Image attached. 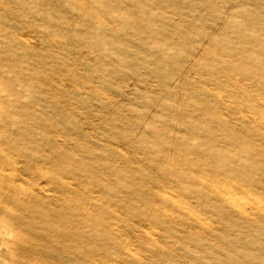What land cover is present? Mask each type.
<instances>
[{"label":"rangeland","instance_id":"374dc122","mask_svg":"<svg viewBox=\"0 0 264 264\" xmlns=\"http://www.w3.org/2000/svg\"><path fill=\"white\" fill-rule=\"evenodd\" d=\"M0 264H264V0H0Z\"/></svg>","mask_w":264,"mask_h":264}]
</instances>
